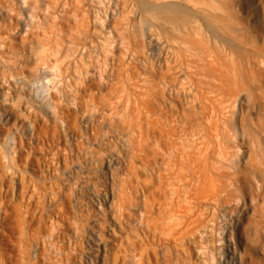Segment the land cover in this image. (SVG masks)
Wrapping results in <instances>:
<instances>
[{
  "label": "rangeland",
  "instance_id": "374dc122",
  "mask_svg": "<svg viewBox=\"0 0 264 264\" xmlns=\"http://www.w3.org/2000/svg\"><path fill=\"white\" fill-rule=\"evenodd\" d=\"M64 1L66 0H28V3H26L27 5L24 7L29 8L28 4H30V6H33V9H30L31 7L29 8L30 10H33L31 19L32 24H30L31 26L28 30L29 33L24 34L23 32H19L21 30V18L23 17V13L21 10L22 8H24L22 7V4L18 0H0V41H2L3 43V46L0 48V68L2 67L4 69L2 70L1 68L0 70V80L2 79L1 77L4 76V73H6V76L10 72L17 79L31 78L35 74L38 67V63L34 62L35 60H33V56L38 51L39 46L48 48L52 47L53 49H51L55 50L59 45L65 52L66 49L71 48L78 41L80 42L83 39L84 41L88 40V37H84V35L87 36L90 34V32H92L93 30L96 31L99 28L100 22L96 20L98 16H101L102 18L106 17V26L111 29V34L116 38L119 44V46L115 48V50H112L114 48L108 47H104L103 49H101L102 51L104 50L107 56H109V58L107 57V61L111 64V69L108 70V75H117L114 77L115 82H112L111 84V86L115 85V87L112 86V88H114V90L116 91H121L123 88L121 79L123 82L125 81L127 83L126 86L130 81V85L132 87L134 85L133 83H143L141 85L142 87H140L142 91H140L139 88L135 89L136 91L134 90L137 96H141V99L143 98V101L141 100V103H139L138 100L132 101L134 97V92H132L130 97V100H132L130 101V103L129 101L126 102L124 100L115 108V117H117L118 115V117L115 119L122 121V119L137 120L138 118H140L142 125H144V123L148 120L151 125V127L149 126V131H151L150 136L154 134L156 137H152L153 135L151 137H147V139L145 140L146 142L144 143L145 152H139L136 147L132 150L130 148L124 150L126 149V147H123L122 140L120 139L121 133L119 129L123 127V124L119 123V126L121 125V127L112 128L111 130H106V128L100 127L99 121L94 122L91 126H84L83 119L87 114L86 106L82 107V109L80 108L79 110H76L74 108L66 110L68 109V106H62L64 111L63 119L65 123L61 125L58 119L53 118L48 112H46L44 108H42V106L37 105V100L29 97V95L24 91L21 84H16V87L13 86L9 90H6L7 92L3 95L0 93V264H47L44 260L45 258L42 259L41 257H37L33 260L30 253V248L32 249L33 246L37 245L38 249L40 251H43V247H47L48 245H44V243H47L42 238L44 236H47V234L50 232L53 234L54 239L56 238L55 240L63 242L65 251H67L63 256V260L57 261L55 262V264L200 263L202 258L200 257V254H198V245L200 244L203 236V239H206V241L209 240L208 238L210 237H208V232L206 233L207 227H203L201 225H199V227L198 225H194V227L191 228L188 231V234L184 237L185 240L180 239L179 241L175 240L173 237H169L170 235L163 233L160 228L155 229L154 221L156 217H159L158 213L160 212L158 211L157 207L159 208L162 203L161 201H164L165 198H162L166 195L165 192L167 189L165 183H162L165 181L163 176L166 175V171L163 166L165 167V158H167V155L169 153L167 142L170 143V140H173L176 143H179V141L180 143H183L184 141V143L187 144L206 139L205 137H202L203 133L201 130V123L208 122V119L216 114V117L213 119H216L218 117L216 119L217 123L220 125L218 126L222 128L220 129L218 127L217 139L214 137V142H211L210 145L212 146L214 144V146L216 145L214 148L219 147L220 149L224 147L221 151L223 152V154H226L224 155V157L227 158L226 161H230L228 162L229 164L235 166L237 169L239 168L238 172L240 175V181L243 186V194L245 197V207L243 210V215H241V221L238 224L236 230L233 232L231 244L237 248L241 264H264V78L261 79V77H264V75L261 77H255L256 79L260 78L256 80L252 76H249V74L244 73V70H248L249 72L250 68H247L249 66L248 64H245L244 66V68L246 67L247 69L243 70V62H239L240 65L242 64L241 66L237 65V61L235 63L227 62L228 65L226 64V67H228V70H231L233 68L236 69V71L243 73H239V76L244 75L243 79L242 76L241 78L238 76L237 84H235V81L232 80L233 77L232 79L228 80L229 84L234 81L230 84L231 86L233 85L231 90L232 93L230 92V90L226 91L230 94L223 93L225 91L220 93L225 97L228 95L227 100L225 99V97H223L222 99V96L220 95L221 99L220 96H216L217 98H213L211 104H209L210 98H206L207 96L205 98L202 97L204 99L198 101L203 105L206 104L207 107L200 108L199 103L196 101L197 99L195 100L197 104H195L194 101H191L192 99L188 94H185L183 92L180 93V91L172 92L170 91V89H166L167 86L165 78L169 76V73L167 72V66L165 67L166 64L164 63V61H162V59L158 62L155 61L154 58H152L151 53H149L148 45H146L147 42L145 41L144 35H139V33L137 32L135 34L133 29H131L133 27L131 25L135 20V14L130 10L129 0H126L128 3L124 0H119V2L117 0H105L106 2L103 0L104 2L102 1V3L97 6H94L95 3L90 5L89 0H67V2L72 3V6L66 7L67 9L65 8V11L61 10V4H63ZM232 4L238 5L240 4V2H237L235 0V2ZM84 7L87 8V11H85ZM96 7H98V9L101 8L99 12L93 11V8ZM103 8H106L107 10L106 15L103 11ZM57 12L60 13V15L57 14ZM245 12H247V10H245L243 13L245 14ZM246 18L250 23L252 20V14L247 13ZM242 21L243 23H245L244 20ZM128 23L130 25H128ZM80 26H83V28H85V31L89 34L83 32L84 29L80 28ZM262 26L261 37L257 40V44L264 47V11ZM91 28L92 31L90 30ZM81 29H83V31H81ZM89 30L90 32H88ZM120 30L123 31L121 32ZM125 31H129V34ZM120 34H122L124 37L121 38L122 35ZM132 35L133 38L131 37ZM57 36L61 37L60 40ZM81 36L84 38H82ZM30 38L31 40H29ZM137 39L138 41L140 40V42H138ZM72 41H74L75 44ZM79 42L76 45L80 44ZM66 46L67 48H64ZM124 50L126 52H124ZM240 51L247 52L248 54L253 56H257L253 52V50L250 49V45L247 43L240 46ZM94 52L95 51L93 49L91 51H87L86 57L90 59L89 62L97 63L95 64L98 71L100 68V63L96 61ZM131 52H136V55L132 54V56ZM260 57H262L261 67L263 66L262 68L264 71V52ZM112 60H114V62H112ZM153 61L156 63H154ZM64 62L65 60L63 61V64L61 63L62 66L67 65V63L64 64ZM148 64L151 65L150 68H148ZM156 65L161 66L158 67ZM80 66H83V68H85V65H79L78 67L79 69H81V71L83 68H80ZM100 66L104 68V64H101ZM114 67L117 68L115 69ZM144 67L146 69H144ZM162 68L165 69L164 73H161L163 71ZM237 68H240L241 70H237ZM111 71L115 72L110 74ZM122 71H124V75ZM126 72H128L129 74ZM138 72H141L139 73L141 74L140 77H138ZM125 74L129 77H127ZM147 76L149 79L147 78ZM247 76L248 79L244 80V78H247ZM128 78L130 81L128 80ZM151 78L153 81L151 80ZM158 78L160 83H157ZM238 79H242L240 81L241 83H238ZM251 79H254L258 82H254ZM162 80L165 83L162 82ZM155 82L157 83V86ZM152 83L154 86H152ZM161 83H163V85ZM10 84L12 85V83ZM238 84H240V88L241 86H244V84L246 85L245 87H242L246 89V92L243 91L244 89L242 91L246 93L247 96L245 95V97L240 98L239 100L241 102L236 99L238 94L240 95V93L242 92L238 87ZM130 85H128V87L132 88ZM26 86L25 88H27ZM107 87L104 88L105 92L103 91L104 94H102L105 97L109 95V92L114 91L111 87L108 88L110 91L107 90ZM115 88H118V90ZM237 88L238 90L240 89L241 92L238 91ZM156 89L160 90L158 91ZM155 90L156 92H154ZM233 90H237L238 92L236 91V93ZM143 91L146 92L144 93ZM164 91L168 92L166 93ZM155 93L157 95H155ZM99 95L100 94H97L98 98L101 96L99 99H107V97L103 98L102 95ZM172 95H175L176 97ZM181 97L182 99H180ZM230 97L231 100L229 99ZM84 98L86 99L87 96ZM187 99L190 101V103L187 101ZM219 99L221 102H219ZM234 100L238 101L235 102ZM215 101H218L219 105L218 102ZM228 102L231 103V105L234 107H231ZM191 103H193L192 108H195L197 105H199L197 106V109L199 110L200 108L201 111H198V113L196 108L195 110H192V108L190 109ZM222 103L224 106L222 105ZM234 103H238L236 104L237 106ZM186 104H188V106L190 107H188ZM213 104L217 109L215 108L213 109V111H211ZM185 107H188L189 109H184ZM239 107L241 108V110ZM118 108L120 110H117ZM178 108L180 109L178 110ZM205 108H208V112ZM221 108L223 109V111H221ZM167 109L171 113H169ZM181 109L184 111L182 112ZM234 109L241 115L239 114L236 116H232V114L230 113H232L231 111H233ZM177 110L179 111V114ZM188 110L191 112H197V114L199 115H195L194 112H190L189 115H186V113H188ZM214 111L216 113H214ZM167 112L170 115H168ZM202 112H205V114H203ZM218 112H220V114ZM182 113L184 115H182ZM171 114L173 115L171 116ZM175 114L176 117H173ZM177 114L180 116V118L181 115L185 118H181V120L180 118H178ZM185 115L187 116V118ZM200 115L205 116L202 117ZM220 115L226 116L224 117L225 119L222 118V120L224 119L223 123L220 119ZM189 116H194V118H189ZM206 116L208 118H206ZM195 117H199L202 120H199ZM173 119H175V121ZM183 119L185 121H183ZM187 119L193 122H189L186 124V122H188ZM227 119L229 121H225ZM156 121H158L159 123H157ZM173 121L175 123H179H176L175 125ZM170 122L171 125H168L170 124ZM180 122L181 124L183 123L187 128H185L183 124L181 126ZM227 122L228 124H226ZM172 123L174 124V126L172 125ZM152 124L153 127L158 128H152ZM30 125H32L31 128ZM164 125H167L168 127ZM163 127L164 129H161ZM181 127L182 129L184 127L183 132L181 130ZM166 128H169L171 130L175 128L176 132L174 129L173 134H175L176 136L180 135L179 138H175L176 136L173 134L171 135L172 137L168 135L165 130ZM189 128L191 131L189 130ZM101 129H103V131ZM187 130L190 131L188 132V135L186 133ZM104 131L105 134L103 133ZM111 131L113 132L111 133ZM117 131H119L118 135ZM156 131H159L161 133H156ZM184 134L185 137L182 138ZM219 134H223V138L220 137L221 135ZM12 135L15 138V142L13 143V150L11 149V145H9V139ZM157 135L159 137H157ZM181 138H185V140H182ZM150 139L152 140L151 142L147 141ZM161 140V144L166 143L164 144L166 146L155 144L159 141L161 142ZM120 142L122 143V145H120ZM147 143H149V146H146L148 145ZM150 146L155 151L152 152ZM121 147H123V149ZM128 149H130V152H128ZM135 149L136 151L138 150L137 154L141 153V158L143 160L152 156L150 157L151 159L149 158L150 160L147 159L148 161H150V163L148 162L146 165H142L143 162L141 161V158L139 156H137L139 159L135 157L137 160L134 159L133 161V156L135 155L132 154V156L131 153L136 152ZM157 149L160 151H158ZM162 150H164L166 153H164V151L162 152ZM156 151L164 161H162L161 158L157 156ZM154 154L156 155L154 156ZM146 155L147 157H145ZM108 158L111 160L110 170L105 165ZM128 159L132 164H129ZM154 159L156 160L155 162H153ZM140 161L142 162V164ZM159 161L161 162V164H164H158L161 165V168L164 172H161V168L157 165V162ZM136 163L137 166H139L138 164H141L142 166L137 167ZM127 164L128 166L131 165V167L129 166V168ZM154 164L157 166L155 167ZM134 166H136L137 168ZM155 173L158 175H156ZM126 175H130L129 177L131 179H129ZM160 175L162 176L163 180L159 179L161 177ZM125 176L130 181L127 179L125 180ZM122 180L125 183H128L127 181H129L127 186H130L131 188L136 186L135 188L137 190L133 188V192L132 190L129 191L131 189L130 187H127L128 189L125 190L132 192L133 195L135 194L134 196L139 200V208L143 211L141 220L134 225H130L128 223V221H130V219L132 218L130 215L124 213V216H119V219L118 216H116L117 213L114 214L113 209L108 208L106 204L107 201H104L103 199L104 196H106V200L109 199V202L116 203L115 199L118 194V187L124 184V182L122 183ZM130 182H132V184L134 185L131 186ZM163 184L165 185V187H163ZM93 185L95 186L96 191H98L99 196L96 195L95 190L94 193H86L84 187L89 186L92 189ZM141 188L143 189L141 190ZM161 191L164 192L163 197V193ZM81 193L92 196L96 201L97 198H99L101 201V203L99 204L100 209H97V206L92 204V202H90L87 197L81 196ZM161 214L162 213H160L159 215ZM75 225L80 228L81 233L79 235L73 234ZM91 231H93L94 233H91ZM202 231H204L205 233ZM89 235H93V237H95L97 245L90 243V240L88 239ZM87 241H89V245L87 244ZM132 246H134V248ZM44 252L47 251L44 250ZM124 255H126L127 257ZM133 255H135V258L137 259H134ZM130 256H132V258ZM88 257H91V262H89Z\"/></svg>",
  "mask_w": 264,
  "mask_h": 264
},
{
  "label": "bare ground",
  "instance_id": "6f19581e",
  "mask_svg": "<svg viewBox=\"0 0 264 264\" xmlns=\"http://www.w3.org/2000/svg\"><path fill=\"white\" fill-rule=\"evenodd\" d=\"M18 1L22 4V7L26 6L27 5L26 3H28V0L27 1L26 0H18ZM102 1L103 0H89V2H90L89 4L92 5L95 3L94 6L95 5L97 6V5H100L102 3ZM117 1L119 2V0H117ZM124 1H126V0H124ZM129 1H130L129 2L130 3V10L135 14V18H134L135 20H134V23L132 22L133 24L131 26H133V27L131 29H133L135 34L137 32V33H139V35L140 34L144 35L145 41L147 42V44L146 43L145 44L148 45L149 53H151L152 58H154L155 61H158V62H159V60L162 59V61H164V63L166 64L165 67L167 66V72L169 73V76L167 75L168 74L167 73L166 75L168 77L165 78L166 86H167L166 89H170V91H172V92H177V91L179 92L180 91V93L183 92L185 94H188L189 97H191V99H192L191 101H194L195 104H197L195 102V100L197 99L196 101L199 103L200 108L201 107L202 108L207 107L206 104L203 105L202 103L199 102V101L203 100L206 96H207L206 98H210L209 104H211L213 98L216 99L218 96L221 95L220 94L221 92L225 91V92H223L225 94L227 93L226 91L230 90V92H231L233 85L231 86L230 84L234 81H235V84H237L238 76L240 74H243L239 71H236V69H233V68L231 70H228V67H226L228 65L227 62L228 63H235L237 61L236 63H238L237 64L238 66L240 65L241 62H243L242 63L243 65L241 64L243 66L242 67L243 70L250 68L249 72H248V70H246L247 72L244 70V73L249 74V76H252L253 78H255L257 76L261 77L264 75L263 74L264 71L262 68L263 66L261 67L262 57H260L263 55L264 47L257 44V40L261 37V27H263L262 25H263L264 0H236L237 2H240V4H238V5L232 4L235 2V0H129ZM126 2H124V3H126ZM96 3H98V4H96ZM28 6H29V8L31 7L30 9H33L32 8L33 6H30V4H28ZM61 6H62L61 7L62 9L61 8H59V9L64 10L68 6L71 7L72 3H69L66 0V1H64L63 4H61ZM112 7H114V6H112ZM29 8L24 7L21 10L23 13V17L21 18V20H22L21 21L22 23L20 25L21 30L19 32H23L24 34L29 33L28 30L30 29L29 28L31 26L30 24H32L31 19H32V15H33L32 14L33 10H30ZM84 8H85V11H87V8L86 7H84ZM100 9H98V7H96V8H93V11L99 12ZM114 10H112V11H114ZM243 10L244 11L247 10V12H245V14H244ZM103 11L106 15V12H107L106 8H103ZM91 12H92V10H91ZM62 13H63V11H62ZM88 13H89V11H88ZM247 13L252 14V20L250 22L251 24L249 23V21H247V18H246ZM57 14L60 15V13H58V12H57ZM105 19H106V17L102 18L101 16H98L96 20H98L100 22L99 28L97 30L95 29L96 31L93 30L94 32L92 31V28H91L90 30L92 32H90V30L88 31V32H90V34L85 31V28H83V26L82 27L80 26V28L84 29V31H83V29H81V31L89 34L87 36L84 35V37H88V40L84 41V39H83L80 42L78 41L80 43L78 45H76L78 42L75 44V42H74L75 40L72 41L75 45H73L69 49H66L65 52H64L63 48L59 45H58V47H56L55 50H52L53 49L52 47H51L52 48L51 49L48 47H43V46L40 47L39 46L38 51L33 56V58H34L33 60H35L34 62L38 63V67L36 69L35 74L31 78H28V79H25V78L24 79L23 78L17 79L16 77H14V75L11 72L10 73L7 72L9 74L6 76H5L6 73H4V76H2L1 77L2 79L0 80V93L3 95L4 93L7 92L6 90H9L13 86L16 87V84L17 85L21 84L24 91L29 95V97H32L35 100H37L38 101L37 105L42 106V108H44L46 110V112H48L53 118L58 119L61 125H63L65 123L64 119H63L64 111H63L62 106H64V105L68 106V109H66V110H70L71 108L79 110L80 108L82 109V107L86 106L87 107V110H86L87 114L83 119L84 126H87V125L91 126L94 122L99 121L100 127H102V128L104 127V128H106V130H108V129L111 130L112 128L121 127V125L119 126V123L120 124L122 123L123 127L119 128L120 133H121V135L120 134L119 135L121 136L120 139L122 140L123 147L124 146L126 147V149H124V150H127V148H130L132 150L133 148L136 147L139 150V152L140 151L145 152L144 143L146 142L145 140L147 139V137L150 136V132H151V131H149V129L151 127L150 122L147 120L145 123L143 122L144 125H142L140 118H138L137 120L136 119L135 120H129V119L123 120L122 119V121L115 119L118 117V115H117V117H115V114H116L115 108L118 105H120L124 100L126 102L129 101V103H130V101L132 100V99L130 100L132 92H134V90L137 88L140 89V87H142L141 85L143 83H141V84L133 83L134 85L132 87L130 85L131 81L128 78V80L130 81V82L128 81L129 82L128 85H130L132 87V88H130V87H128V85L126 86L127 83L125 81L123 82L121 79V83L123 85V88L121 87L122 90L120 89L121 91H116V90H114V88H112V86L115 87V85L111 86V84H112V82H115L114 77L117 75L112 76L111 73H114L116 70L114 72H112V71L110 72L112 77L110 75H108V73H109L108 70L111 69V64L108 63V61H107L109 56H107L106 53L104 52V50L102 51L101 49H103L104 47L105 48L108 47V48H114L112 50H115V48H117L119 46V44H118L116 38L111 34V32H112L111 29L108 26H106L107 23L105 22ZM242 20H244L245 23H243ZM33 24H34V21H33ZM128 25H130V24L128 23ZM126 27H127V25H126ZM128 32H126V33H128ZM117 34H118V31H117ZM123 34H124V32H123ZM120 35H122V34H120ZM84 37H82V38H84ZM123 37L124 36L122 35L121 38H123ZM131 37L133 38V35ZM58 38L60 40L61 37H58ZM132 38H130V39H132ZM135 38H137V37H135ZM54 39H56V38H54ZM138 39H137V41H138ZM29 40H31V38ZM69 40H70V38H69ZM77 40H79V39H77ZM132 40H134V39H132ZM138 42H140V40ZM133 43H134V41H133ZM245 43L250 45V49L253 50V52L257 56H253V55L248 54L247 52L240 51V46L242 44H245ZM61 44H63V43H61ZM146 45H145V47H146ZM2 46H3V43H2V41H0V48ZM64 48H67V46ZM92 49L95 51L94 53H95L96 61L99 62L100 65L104 64V68H102L99 65V67L101 69L99 68L98 71H97V66H96L97 63L96 62H94V63L89 62L90 59L86 57V52L91 51ZM124 52H126V51L124 50ZM88 54H90V53H88ZM119 54H120V52H119ZM132 54L136 55V52L135 53L131 52V55ZM112 59H114V58H112ZM64 60H65L64 64L67 63V65L62 66ZM91 60H93V59H91ZM239 60H241V61H239ZM109 61H110V59H109ZM119 61H121V60H119ZM112 62H114V60H112ZM116 63H118V62H116ZM154 63H156V62H154ZM82 64L85 65V68H83V66H80V68L81 67L83 68L81 71V69H79L78 66L82 65ZM245 64L246 65L248 64L249 66L247 68L246 67L244 68ZM64 66H66V67H64ZM150 66L151 65H149L148 68H150ZM156 66L159 67L161 65H156ZM152 67H154V66H152ZM232 67H234V66H232ZM1 68H0V70H1ZM114 68H112V69H114ZM163 68H162L163 71L161 73L165 72L164 71L165 69H163ZM240 68H237V70H241ZM123 69H124V67H123ZM144 69H146V68L144 67ZM2 70H4V69L2 68ZM243 70H242V72H243ZM147 71H148V69H147ZM159 71H161V70H159ZM123 72L124 71H122V73ZM126 73H128V72H126ZM139 73H141V72H138V75H139L138 77H140V75H141ZM118 74H120V73H118ZM153 74H151V75H153ZM123 75H124V73H123ZM136 75H137V73H136ZM166 75H164V76H166ZM126 76L129 77L128 75H126ZM241 76L243 79L244 75H241ZM241 76H239V77L241 78ZM232 77H233V79H232ZM124 78H125V76H124ZM147 78H148V76H147ZM262 78H264V77H261V79ZM229 79H232L234 81H232L229 84L228 83ZM245 79H248V76H247V78L245 77L244 80ZM257 79H260V78H257ZM151 80H152V78H151ZM238 80H239L238 83H241L240 82L241 80L240 79H238ZM256 80L253 79L252 81L255 82ZM226 81H227V83H226ZM134 82H136V81H134ZM158 82H159V78L157 80V83ZM162 82H164V81L162 80ZM256 82H258V81H256ZM10 83H12V85ZM153 83H152V86H154ZM157 83L155 82L156 86H157ZM245 83H246V81H245ZM161 84L163 85V83H161ZM242 84H243V81H242ZM25 86L27 88H25ZM107 86L111 87L112 90H114V91L109 92V95L106 94L107 99H105V100H101L102 98L99 99L101 97L100 95L104 94V92H105L104 88ZM158 86H161V85H158ZM239 86H240V84H238V87ZM245 86L246 85L244 84V86H241V88L239 87L241 89V91L244 89L242 87H245ZM109 87H107V90H109L108 89ZM129 88L132 90H130ZM94 89H95V91H94ZM115 89L118 90V88H115ZM224 89H226V90H224ZM240 89L238 90V88H237L238 91H240ZM156 90H158V89H156ZM156 90L154 92H156ZM245 90L246 89H244L243 91L246 92ZM140 91H142V90L140 89ZM233 91H235V90H233ZM243 91L241 93L239 92L240 95L238 94L239 97L237 96L236 99L239 100L240 98L245 97L246 93H244ZM143 92L145 93L146 91H143ZM164 92H166V91H164ZM97 94H100L99 98H98ZM227 94H230V93H227ZM133 95H134V97H133L132 101L138 100V102L141 103V100L143 98L141 99V96H137L135 92L133 93ZM151 95H152V93H151ZM155 95H157V94L155 93ZM168 95H167V97H168ZM178 95H180V94H178ZM86 96H87V98L85 99L84 97H86ZM172 96H175V95H172ZM221 96H220V99H221ZM102 97L104 98L105 96L102 95ZM154 97H156V96H154ZM182 97H184V96H182ZM182 97L180 99H182ZM202 97H204V98H202ZM223 97H225V96H222V99H223ZM226 97H225V99L227 100L228 97L227 98ZM235 97H236V95H235ZM170 98H171V96H170ZM220 99H219V102H221ZM229 99L231 100V97ZM233 99H234V97H233ZM233 99H232V102H233ZM175 100H177V99H175ZM238 100H236V101H238ZM165 101H167V100H165ZM187 101L190 103V101L188 99H187ZM180 102H181V100H180ZM215 102H218V101H215ZM219 102H218V105H219ZM231 103H229V104L231 105ZM165 104H166V102H165ZM188 104H186V105L188 106ZM192 104L193 103L190 104L191 107L188 106V107H190V109L193 107ZM236 104H238V103H236ZM199 105H197V106H199ZM222 105H223V103H222ZM134 106H136V105H134ZM177 106H178V104H177ZM194 106H196V105H194ZM197 106L195 107L197 112L201 111L199 107H198L199 110L197 109ZM86 107H85V109H86ZM119 107H121V106H119ZM188 107H185L184 109H186V108L189 109ZM210 107H211V105H210ZM231 107H234V106L231 105ZM129 108H131V107H129ZM150 108H152V107H150ZM180 108H178V110ZM195 108H192V110H195ZM215 108L216 107L213 104L211 111H213V109H215ZM117 110H120V109L118 108ZM234 110L231 111L232 113L229 112L230 114H232V116H236V115L240 114V113H237V111H236L237 108L235 111ZM240 110H241V108H240ZM151 111H152V109H151ZM183 111L184 110H182V112ZM215 111H214V113H216ZM221 111H223V109ZM168 112H169V110H168ZM187 112L188 113H186V112H184V113H186V115H189V113L191 111L188 110ZM192 112H194V111H192ZM197 112H194L195 115H199V114H197ZM207 112H208V110H207ZM169 113H171V112H169ZM169 113H168V115H170ZM218 113L220 114V112H218ZM117 114H118V111H117ZM132 114H135V113H132ZM178 114H179V111H178ZM203 114H205V112ZM172 115L173 114H171V116ZM182 115H184V114L182 113ZM182 115H181V118H185L184 116L182 117ZM216 115H213L214 117L213 116L210 117L208 119V122L201 123V126H202L201 130L203 133L202 134L203 136L202 135L201 136L203 138L205 137L206 139L198 140V141H195L194 143H187V144H185L184 141H183V143H180V141H179V143H176L173 140H170V143L167 142L168 148H169V153H168V155L165 154V155H167V158H165L166 163H165V167L163 166V168L166 171V175L163 176L165 181L162 182V183H165L167 189L165 192L166 195L164 197H163L164 192L161 191L163 193L162 199H164V198L165 199H164V201H161L162 203L160 202L161 205L159 206V208L157 207V209L162 214L159 215L160 213H158L159 217H156V219L154 221V225H155V229L160 228V230L163 233H166V234L170 235L169 237H173L175 240H179V241H180V239H184V237L188 234V231L191 228H193L194 225L195 226L201 225L203 227H207L206 228L207 231L205 229L204 230L206 231V233L208 232L207 234H208V237H210V238H208L209 240L206 241V239H203L204 238V236H203L202 240L200 241V244L198 245V250H199L198 254H200V257L202 258L201 262L198 264H241L239 252H238L237 248L231 244V241H232L233 232L236 230L238 224L241 221V215H243V210L245 207V197L243 194V186L241 184L240 175L238 172L239 168L237 169L235 166L229 164L228 162H230V161H228V162L226 161L227 158L224 157V155H226V154H223V152L221 151L224 147L222 149H220L219 147L218 148L216 147L217 148L216 149V148H214L216 145L215 146H214V144L212 146L210 145L211 142H214L213 140L215 138L217 139L218 127L220 126L216 120L218 117L216 119H213L216 117ZM200 116H202V115H200ZM203 116H205V115H203ZM173 117H176V114ZM190 117H192V116H189V118ZM199 117L198 118L195 117V118L200 120L201 118H199ZM220 117L219 118L222 120V118H224L226 116L220 115ZM178 118H180L179 115H178ZM186 118H187V116H186ZM192 118H194V116ZM206 118H208V117L206 116ZM175 119H173V120L175 121ZM229 119H230V116H229ZM223 120H222V123H223ZM158 121H156V122L159 123ZM183 121H185V120L183 119ZM205 121H207V120H205ZM225 121H229V120L227 119ZM189 122L191 123L193 121L188 120V122H186V124ZM176 123L178 124L179 122H176ZM176 123H175V125H176ZM164 124H166V123H164ZM180 124H181V122H180ZM182 124H181V126H182ZM226 124H228V122ZM168 125H171V122ZM172 125L174 126L173 123H172ZM144 126H146V127H144ZM164 126L168 127L167 125H164ZM31 127H32V125H30V128ZM184 127H185V125H184ZM184 127H183V129L181 127L182 132L184 130ZM189 127H191V126H189ZM152 128H158V127H153V124H152ZM175 128H176V126H175ZM185 128H187V127H185ZM161 129H164V127ZM101 130L103 131V129H101ZM116 130H118V129H116ZM135 130H136V133H135ZM165 130H166L167 134L170 136L174 133V131L169 129V128H166ZM177 130H180V129H177ZM189 130H190V128H189ZM227 130H228V128H227ZM190 131L187 130V132H186L187 135H188V132H190ZM112 132L113 131H111V133ZM114 132H116V131H114ZM118 132L119 131H117V135H118ZM175 132H176V129H175ZM103 133L105 134V131ZM156 133H161V132L156 131ZM162 134H164V133H162ZM185 134H184V136H182V138L185 137ZM108 135H110V134H108ZM152 135H151L152 137L155 136L154 134H152ZM173 135H175V134H173ZM191 135H192V133H191ZM219 135H221L220 137L224 136L223 134H219ZM179 136H176L175 138H177V137L179 138ZM157 137H159V136L157 135ZM178 140H180V139H178ZM182 140H185V138ZM9 141H10L9 145H11V147H12L11 149L13 150L14 149L13 143L15 142V138L13 135L11 136ZM147 141L151 142L152 140L150 139ZM122 143L120 145H122ZM161 143H162V140H161V142L159 141L155 144L160 145ZM89 144H91V143H89ZM147 144L148 145H146V146H149V143H147ZM152 144H153V142H152ZM164 144H166V143H164ZM164 144H161V145L163 146ZM236 144H234V145H236ZM234 145H233V147H234ZM164 146H166V145H164ZM123 147H121V148L123 149ZM150 147H149V149H150ZM130 149H128L129 150L128 152H130ZM151 149H152V147H151ZM225 150H227V149H225ZM135 151H136V149H135ZM137 151L131 153V155L132 154L135 155V156L132 155L133 161H134V159L137 160L136 159V158H138L137 156H139L140 158L142 156L141 153H138V154H140V155H138ZM151 151L153 152L155 150L152 149ZM158 151H160V150H158ZM163 151L164 150H162V152ZM149 153H150V151H149ZM164 153H166V152L164 151ZM156 154H157V156L160 157L158 152ZM156 154H154V156ZM145 157H147V155ZM150 157H152V156H150ZM149 158H146L145 160H143L141 158V161L143 162V164H142V162L140 161L141 164L146 165L148 162L150 163V161L147 160ZM161 160H162V158H161ZM155 161L156 160L154 159L153 162H155ZM160 161L157 162V165L159 163L161 164V162L164 160H162L161 162ZM138 162H139V160H138ZM153 162H151V163H153ZM110 163H111V160L108 158L105 165L109 170L111 169ZM129 164H132V163H130V160H129ZM133 164H135V163H133ZM141 164H138V165L142 166ZM157 165L154 164L155 167ZM161 165H164V164L162 163ZM161 165H158V166L161 168ZM127 166H128V164H127ZM129 166L131 167V165H129ZM136 166H137V163H136ZM136 166H134V167H136ZM139 166H137V167H139ZM147 166H144V167H147ZM149 167H150V165H149ZM152 170H154V169H152ZM161 170H162L161 172H164L162 168H161ZM127 175H128V173H127ZM156 175H158V174H156ZM69 176H71V175H69ZM126 176H125V180L127 179V177L129 179H131L129 177L130 175L127 177ZM163 178L161 176L159 179L163 180ZM129 179H127V180H129ZM123 180H122V183L125 181V180L124 181ZM129 181H127V182L129 183ZM125 182H124V184H122L121 186L118 187L119 190H118L117 197L115 199L116 203L109 202L110 201L109 199L106 200L107 199L106 196H104L103 199H104V201H107L106 204H107L108 208L113 209L114 214L117 213L116 216H118L119 219H120L119 216H124V213H127L128 215H130L132 218L130 219V221H128V223L130 225H134L135 223H138L141 220V215H142L143 211L139 208V200L134 196L135 194L134 195L132 194V192H133L132 189L135 188L136 186L131 188L130 186H127L128 183H125ZM159 183H161V182H159ZM130 185L133 186L134 184H132V182H130ZM165 185L163 187H165ZM127 187H130L131 189L129 191L132 190V192L126 191L128 189ZM84 189L86 190V193H94L96 191L94 185H93L92 189L89 186H85ZM142 189L143 188H141V190ZM159 189H161V188H159ZM95 193L97 196H99L98 191H96ZM136 193H137V191H136ZM142 195H143V193H142ZM81 196L87 197L90 200V202H92V204L97 206L96 207L97 209H100L99 204L101 203V201L99 198H97V201H96L95 198H93L92 196H89L88 194H85V193H81ZM153 227H152V229H153ZM202 232H204V231H202ZM80 233H81L80 228L77 225H75L74 229H73V234L79 235ZM91 233H94V232L91 231ZM166 234H164V235H166ZM201 237H202V233H201ZM42 239H44L45 242L47 243V244L44 243V245H48V246L43 247V251H40L38 249L37 245L33 246L32 249L30 248V253H31L32 259L34 260L37 257H39V258L41 257L42 259L45 258L44 260L47 264H55V262L63 260V256H64L65 252H67V251H65V246L63 245V242H61L59 240H55L56 238L54 239V236L51 232L48 233L47 236H44ZM88 239L90 240V243L97 245V242L95 241L96 239H95V237H93V235H89ZM181 242H183V241H181ZM87 244L89 245V241H87ZM132 247L134 248V246H132ZM133 248H132V250H133ZM44 250H46L47 252H44ZM51 256H53V257H51ZM124 256H126V255H124ZM133 256H134L133 257L134 259H137V258H135V255H133ZM130 257L132 258V256H130ZM88 259H89V262H91V257H88Z\"/></svg>",
  "mask_w": 264,
  "mask_h": 264
}]
</instances>
